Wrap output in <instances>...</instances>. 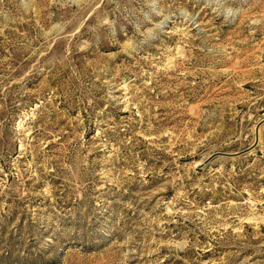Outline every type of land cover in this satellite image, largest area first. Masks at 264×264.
<instances>
[{"label": "rangeland", "instance_id": "374dc122", "mask_svg": "<svg viewBox=\"0 0 264 264\" xmlns=\"http://www.w3.org/2000/svg\"><path fill=\"white\" fill-rule=\"evenodd\" d=\"M0 264H264V0H0Z\"/></svg>", "mask_w": 264, "mask_h": 264}]
</instances>
